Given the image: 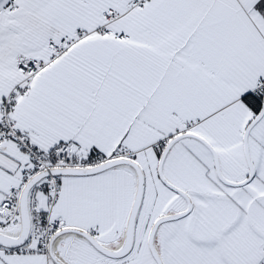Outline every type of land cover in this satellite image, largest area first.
<instances>
[{
    "label": "snow or ice",
    "instance_id": "snow-or-ice-1",
    "mask_svg": "<svg viewBox=\"0 0 264 264\" xmlns=\"http://www.w3.org/2000/svg\"><path fill=\"white\" fill-rule=\"evenodd\" d=\"M0 264H264V0H0Z\"/></svg>",
    "mask_w": 264,
    "mask_h": 264
}]
</instances>
